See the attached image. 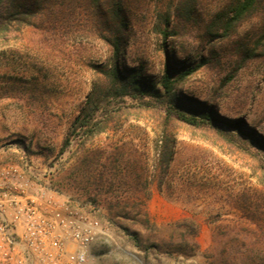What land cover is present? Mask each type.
Returning a JSON list of instances; mask_svg holds the SVG:
<instances>
[{"label": "rangeland", "instance_id": "1", "mask_svg": "<svg viewBox=\"0 0 264 264\" xmlns=\"http://www.w3.org/2000/svg\"><path fill=\"white\" fill-rule=\"evenodd\" d=\"M120 1V67L154 79L165 61L178 69L204 59L176 92L239 120L240 130L222 121L188 125L148 97H124L109 100L119 110L106 129L84 138L73 123L110 49L89 0H54L28 23L0 22V166L19 167L98 222L89 264H264V52L238 67L243 46L264 31V0L224 38L206 29L228 0Z\"/></svg>", "mask_w": 264, "mask_h": 264}, {"label": "trees", "instance_id": "2", "mask_svg": "<svg viewBox=\"0 0 264 264\" xmlns=\"http://www.w3.org/2000/svg\"><path fill=\"white\" fill-rule=\"evenodd\" d=\"M260 1L228 0L225 7L217 11L211 18L207 25L206 34L221 38L228 36L237 24L253 14ZM53 2L54 0H0V22L4 21L5 24L28 23L29 18L40 16L43 11H49L48 8ZM89 3L93 11L96 30L99 37L109 46L110 56L106 63L93 67L101 79L93 83L92 89L87 95L85 106L73 123V127L77 128L84 138H90L106 129L108 122L113 118L112 114L119 110V107L112 110L108 109L109 100L116 99L123 102L124 97L137 101L148 97L161 103L167 115H173L188 125L197 126L222 121L230 128L240 130L241 122L239 120L222 119L213 107L205 101L181 96L176 92L175 86L203 66L205 64L204 59L185 61L178 69L173 67L172 62L165 61L161 74L154 79L144 75L141 67L122 69L120 60L126 45L124 34L127 22L121 1L89 0ZM168 25L169 15H165L164 28ZM161 34L162 47L166 53L165 42L170 34L166 32V29ZM258 49L264 52V31L256 38L251 47L243 46L238 67L247 59L254 57ZM161 148L163 153L161 151L159 163L166 167L170 158V151L169 140L165 137L161 141ZM198 230L199 225H195L192 241L188 243L192 248H197ZM131 239L137 247H140L135 234L131 235ZM142 248L146 253L148 247Z\"/></svg>", "mask_w": 264, "mask_h": 264}, {"label": "built area", "instance_id": "3", "mask_svg": "<svg viewBox=\"0 0 264 264\" xmlns=\"http://www.w3.org/2000/svg\"><path fill=\"white\" fill-rule=\"evenodd\" d=\"M99 228L19 167L0 166V264H89Z\"/></svg>", "mask_w": 264, "mask_h": 264}]
</instances>
